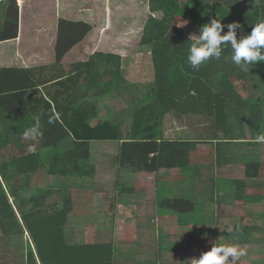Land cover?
<instances>
[{
    "label": "trees",
    "instance_id": "trees-1",
    "mask_svg": "<svg viewBox=\"0 0 264 264\" xmlns=\"http://www.w3.org/2000/svg\"><path fill=\"white\" fill-rule=\"evenodd\" d=\"M247 2L57 0L60 12L54 64L39 72L0 68V232L7 237L26 236L25 264L117 263L120 245L114 236L115 228L89 234L94 222V200L99 193L98 172L92 162L94 142L119 143L115 167L119 179L123 172L129 177L154 174L158 187L155 216H175L179 227L187 231L170 235L160 231L156 235L157 248L133 253V264H161L164 241L170 249L187 255L203 244L216 243L219 201L250 204L248 217H223L233 220L230 237L236 243L244 245V234L264 230V204L260 203L264 190L246 185V178L262 174L261 162L245 161L244 180L209 176L207 182L202 179L205 165L198 162L202 144H211L212 155L223 158L221 148L242 139L244 120L252 139L264 133V94L243 97L234 83L236 78L253 84L264 82V62L242 70L231 60L230 45L222 46L219 60L212 58L198 70L187 62L194 39L188 31L199 34L204 24L219 18L225 25L221 35L228 32L227 24L238 22L239 38L264 21V0ZM134 14L138 17L132 20ZM180 21L188 23L177 27ZM18 34L17 0H0V42L15 39ZM79 45H88L91 53L77 59L71 72L63 76L58 64ZM139 51L150 53L153 67L152 84L142 96L136 95L140 90L128 81L122 65L124 56ZM40 85H45V93L39 90ZM244 87L250 90L247 83ZM258 88L264 91V86L258 84ZM112 92L127 104L114 119L102 117L99 110V99ZM169 113L178 115L180 123L204 125L202 131L196 132L199 137L164 138L165 116ZM37 116L42 137L24 138V131ZM177 180L182 188H191L193 195L175 191ZM125 181L131 185L120 187V180L117 182L115 213L120 217L116 221H121L126 241L134 245L139 242L141 221L131 214L124 216L138 203V192L133 179ZM160 183L165 187L163 194ZM220 183L231 184L224 185L229 197L216 193L221 190ZM54 196L59 199L53 200ZM259 221L263 227L257 224ZM77 236L86 239L75 241ZM151 257L156 261L150 262ZM238 264L250 263L243 259Z\"/></svg>",
    "mask_w": 264,
    "mask_h": 264
},
{
    "label": "rangeland",
    "instance_id": "rangeland-1",
    "mask_svg": "<svg viewBox=\"0 0 264 264\" xmlns=\"http://www.w3.org/2000/svg\"><path fill=\"white\" fill-rule=\"evenodd\" d=\"M247 2V0H244ZM249 1V0H248ZM256 1L258 3L260 0H250ZM248 5V2H247ZM105 8V7H104ZM134 7H125L126 10L132 9ZM142 9V8H141ZM147 7L145 8V11ZM127 14V11H126ZM113 20L115 19L112 16ZM138 16L135 14L132 16V20H135ZM140 25L142 23L140 22ZM188 36L195 38V35H198L194 31H188ZM138 42V39H137ZM133 43V42H132ZM88 46V45H87ZM83 47L79 53L76 48L72 52L75 58L79 53V57L85 55H89L91 53V48ZM125 61H122V65L124 68V73L126 78L130 83L136 85L140 91L137 90L136 95L142 96L145 92H147V88L149 87L151 82L153 81V67L151 63V56L148 51H139L136 55L124 56ZM77 59V58H76ZM122 59V60H123ZM264 79V78H263ZM249 80V79H248ZM234 83L237 86L240 93L243 97H247L249 93H255L258 97H261L264 94L262 89L258 88V84L264 86V82H257L256 84L249 83L246 80H240L239 78L234 79ZM250 85V90L244 87V84ZM127 108L126 102L122 99V97L117 94L116 92L109 93L106 96L101 97L99 99V110L101 109L102 117L106 118H117L119 112H122ZM178 115L173 113L166 114L165 116V136L166 137H174V138H190L188 136L189 132L191 135L194 134L196 130H203L204 125L198 126L194 123L183 122L180 123L178 121ZM127 127L129 128L131 124V119L127 120ZM186 123V124H184ZM243 129L247 130V122L244 120ZM184 126V128H183ZM247 126V127H246ZM249 131V130H247ZM119 143H109V144H94L95 147H101L103 153L95 151L92 155L95 164H97L98 168V177L96 178V187L99 193L95 196L94 200V222L91 225V232L89 233L90 236L93 235V232H105L108 228L111 227L115 228V239L117 240L119 246L118 251V259L116 264H133L134 263V254L138 252H153L157 248V240L156 235L157 233L163 232L165 234L171 233H183L187 232L185 228L179 227L176 221L175 216H155V204H154V197L158 191V187L156 186V180H154V174H140L136 175L133 174L129 177V174L126 173L121 175L119 179V172L115 169V164L117 163L118 158V147ZM198 152L200 151L201 157L200 162L207 163V168L202 169V178L207 182L209 176L222 174L227 175L226 170L229 171V168L223 166H215L213 161L217 159L216 156L212 155L209 151L211 150V144H202L199 146ZM211 155H210V154ZM236 168V166H234ZM240 168V167H239ZM238 169V168H236ZM174 173H177L174 171ZM171 172V175H174ZM229 173V172H228ZM201 175V174H200ZM126 179H133L135 182V187L137 188L138 201L137 204H133L130 209L129 213H126L124 217H129L128 214L134 215L139 217L141 221L142 227L138 231L137 239H139L137 244L128 243L126 241V233L125 227L121 226V221H116V200L115 196L117 193V182L120 180V187L126 184H130L129 182L125 181ZM204 182V183H206ZM131 185V184H130ZM177 187L174 188L175 191L181 193L184 192L188 196L193 195L191 188H182L181 181L177 180ZM165 187L162 186L160 183V193L163 194V189ZM59 198L55 197L53 200H58ZM216 216L220 219L215 220L217 224L218 230V238L216 243H236L233 238H231V232L233 229V220L223 218L224 215H236V216H243L246 213L241 207L232 206L229 202H218L216 204ZM124 213V212H121ZM154 215V216H153ZM150 216L155 217L150 219ZM250 216L249 214L246 216ZM120 217V216H119ZM118 217V218H119ZM151 217V218H152ZM257 224L263 227L262 223L259 221ZM158 227H162V229H158ZM164 234V235H165ZM245 244L242 245L240 242L238 244L242 248H246V255L241 257L240 260L249 259L253 264H264V230H253L252 232L244 234ZM100 238V237H98ZM85 236H77L75 241H85ZM92 240V239H90ZM247 241V242H246ZM26 236L19 235V236H11L7 237L1 234L0 232V264H25L26 261ZM165 244H162L164 247L160 253L161 264H186L187 262H191L193 258L198 259L203 252L210 250L213 246L212 244H203L202 246L198 247L194 252L190 254H186L185 252L175 251L170 249V247L166 246L167 243L164 241ZM198 251V252H197ZM197 252V253H196ZM134 253V254H133ZM153 256V255H152ZM156 257H151L149 260L150 262H155ZM239 260V261H240Z\"/></svg>",
    "mask_w": 264,
    "mask_h": 264
},
{
    "label": "crops",
    "instance_id": "crops-1",
    "mask_svg": "<svg viewBox=\"0 0 264 264\" xmlns=\"http://www.w3.org/2000/svg\"><path fill=\"white\" fill-rule=\"evenodd\" d=\"M42 1V0H40ZM17 5L19 9V34L15 39L5 40L0 42V68L4 67H18L24 69H33L36 72H39L42 68L50 67L56 61V49L55 42L57 37V24L58 17L60 12V7H58L57 0H48V2L39 3L38 0H17ZM83 46L79 45L76 47V50L81 53V49ZM74 49L65 54L60 64H58V69L62 73L63 76L70 73L74 63L79 57V53L77 55V59L73 55ZM123 59V58H122ZM125 61V58L122 60ZM50 72V71H49ZM48 73H44L47 75ZM47 85V84H45ZM45 85H40L39 90L43 93ZM46 96V95H45ZM185 124V123H184ZM247 127V126H246ZM184 128V126H183ZM247 130L248 127H247ZM244 130L241 132V140L236 143H231V145H225V147L221 148V156L223 158H218L213 161V164L217 166H223L229 168V171L226 170L227 175L216 174L212 175L213 177L224 178L226 180H234L241 179L244 180L245 170L244 163L250 159H257V161L261 162L262 170L261 175L255 178H246L247 186H254L261 190H264V144L257 143L254 139H252V135L250 131ZM196 132H200L196 130L193 135L188 133L190 138L184 137L182 139H195L199 136L196 135ZM164 138H168L165 136V127L163 130ZM173 139H181L174 138ZM109 144L113 142H94L92 143V155L95 151L103 153L101 147H95L94 144ZM228 143V142H227ZM118 149V147H117ZM200 149V148H199ZM118 152V151H117ZM212 154V151H209ZM209 153V154H210ZM200 151L198 154V161L201 157ZM210 154V155H211ZM92 162L95 164L93 157ZM204 164L205 168H207V163ZM96 168L98 167L97 164ZM117 169V163L114 165ZM236 166V168H234ZM240 167V168H239ZM98 172V168H97ZM229 172V173H228ZM155 180V177H154ZM221 190H217L216 193L220 195H224L226 192L224 191L227 187H231V184L225 185L224 183H220ZM225 185V186H224ZM222 187L224 189H222ZM218 188V187H216ZM251 189V188H250ZM227 197L228 194H225ZM227 202L229 200L227 199ZM261 205L264 204V200L260 202ZM232 206L241 207L244 212L247 210L245 215H250L251 208L250 204L244 205L235 203H230ZM229 215V214H228ZM231 215V214H230ZM236 216V215H234ZM250 264H253L251 260H247ZM261 264V263H259Z\"/></svg>",
    "mask_w": 264,
    "mask_h": 264
},
{
    "label": "clouds",
    "instance_id": "clouds-1",
    "mask_svg": "<svg viewBox=\"0 0 264 264\" xmlns=\"http://www.w3.org/2000/svg\"><path fill=\"white\" fill-rule=\"evenodd\" d=\"M187 23L180 21L177 27H183ZM224 27L219 18H213L200 28L199 34L192 40L187 56V62L193 69L198 70L201 64L212 58L219 60L223 51L222 46L228 45L232 49L231 60L242 70L248 71L247 66L264 62V21L255 24L250 34L239 38L236 30L240 29L241 25L238 22L227 24L228 32L221 35ZM34 120L35 123L23 133L26 139L38 140L42 137L40 118L37 116ZM255 141L264 144V133L258 134ZM33 151H35L34 147ZM246 251V248L236 243H213L210 250L203 252L198 259L193 258L191 262L192 264H238L240 258L246 255Z\"/></svg>",
    "mask_w": 264,
    "mask_h": 264
}]
</instances>
